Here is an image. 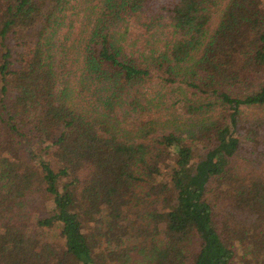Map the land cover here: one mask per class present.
Masks as SVG:
<instances>
[{
  "label": "trees",
  "instance_id": "obj_1",
  "mask_svg": "<svg viewBox=\"0 0 264 264\" xmlns=\"http://www.w3.org/2000/svg\"><path fill=\"white\" fill-rule=\"evenodd\" d=\"M259 111L264 0H0V264L264 262Z\"/></svg>",
  "mask_w": 264,
  "mask_h": 264
},
{
  "label": "rangeland",
  "instance_id": "obj_2",
  "mask_svg": "<svg viewBox=\"0 0 264 264\" xmlns=\"http://www.w3.org/2000/svg\"><path fill=\"white\" fill-rule=\"evenodd\" d=\"M10 44L12 45L13 55L14 56L17 55V57H19L20 54H22L21 43L16 42V41L14 42L13 40H10ZM19 58L21 59V57H19ZM169 97H170V95H169ZM254 114L259 115V116H264V111L263 112L259 111V113L254 112ZM181 117H182V119H184V118L187 119V117H185V116H181ZM30 140H32V142L29 145L25 144L24 146H22V149L19 152V157H26V154H28V152H30L31 150H33V152L38 151L40 149L42 150V144L39 141L35 142V138H31ZM172 194H173V192L171 191V189L165 188V194H164L165 197L171 196ZM101 248H104V247H101ZM196 249H197V246L190 249V252L193 253L194 251H196ZM261 258H264V256ZM255 262H258V259H256ZM256 264H258V263H256ZM259 264H264V262L261 261V262H259Z\"/></svg>",
  "mask_w": 264,
  "mask_h": 264
}]
</instances>
